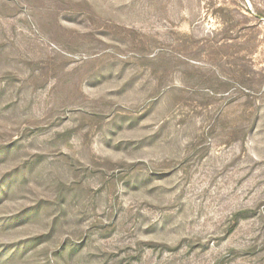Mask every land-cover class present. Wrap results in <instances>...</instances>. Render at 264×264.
<instances>
[{"label": "rangeland", "instance_id": "1", "mask_svg": "<svg viewBox=\"0 0 264 264\" xmlns=\"http://www.w3.org/2000/svg\"><path fill=\"white\" fill-rule=\"evenodd\" d=\"M0 264H264V0H0Z\"/></svg>", "mask_w": 264, "mask_h": 264}]
</instances>
